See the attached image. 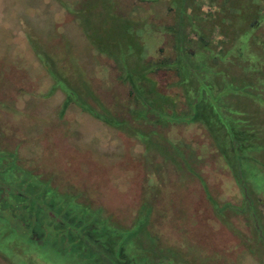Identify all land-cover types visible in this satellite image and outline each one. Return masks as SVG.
Here are the masks:
<instances>
[{
    "label": "rangeland",
    "instance_id": "1",
    "mask_svg": "<svg viewBox=\"0 0 264 264\" xmlns=\"http://www.w3.org/2000/svg\"><path fill=\"white\" fill-rule=\"evenodd\" d=\"M182 50L203 63L196 77L224 84L248 147L218 128L227 106L203 119L209 91L190 104ZM0 152V264L94 262L52 224L35 238L27 192L89 205L108 231L148 219L157 257L264 264V0H0Z\"/></svg>",
    "mask_w": 264,
    "mask_h": 264
},
{
    "label": "trees",
    "instance_id": "2",
    "mask_svg": "<svg viewBox=\"0 0 264 264\" xmlns=\"http://www.w3.org/2000/svg\"><path fill=\"white\" fill-rule=\"evenodd\" d=\"M253 11H254L253 7H251L250 5L248 8H242V10L240 9V11L236 13L237 16L240 15L241 17H243V19L241 18V22L240 21L235 22V25L238 27V29L240 30H243L244 28L246 29L247 22H248L249 27H252V23L254 21H252V23L249 24V19ZM257 18L258 17H256V20ZM253 19H255V17ZM255 26L256 25H253V28ZM244 32L246 34V31ZM252 40L253 41L255 40L254 37L252 38ZM244 41H246V38L244 39ZM247 41L241 45L242 52L240 54L242 56L240 58H242L243 60H245V57H247V55L245 54L246 50H244L247 48V45H248ZM254 50L255 48L252 49L250 54H255L253 52ZM182 52H183V55H182L183 57L182 59H180L182 65L180 64L181 67L179 66L178 68L179 78L181 80H185V79L187 80V79H190L191 75H194V78L196 79V80L190 79L191 80V84H190L191 86L189 87L190 90L187 89L188 95L191 96V97L189 96L190 104L194 106L195 103H197V99L196 97H194V95L197 94V89L202 88V92H203V89L209 91L211 99L206 100L207 106L204 105L203 113H201L203 115V119L204 117L209 118L210 115L211 117H214L212 114L215 113L214 110L216 107L218 109L220 108V110L224 114L225 109H226L225 107L227 106L228 107L227 115L229 116L228 126L231 128V127H234L233 126L234 124H237V127H235L236 130L233 131V134L232 133L228 134V132L225 131V128H227L228 126L222 123L220 124L217 121L218 128H220L221 130L225 132L224 134L227 136L229 140L228 146L234 147L236 151L241 150L244 147H248V145L246 144H244L245 146L243 145V143H245L246 141H243V143H241V140H242L241 138H244V140H247L248 138L250 139L252 137V134L248 132L247 130H244L245 131V134H244L242 133L244 131L241 132V129H239L240 126L244 127L245 123H244V118L240 116V113L238 111L234 110L233 111L234 113L233 112L229 113L231 112L230 110L231 103L227 101L229 99L225 100L222 98L225 96L220 95L222 94L220 91L221 89H223L224 84L222 85V87L219 85L218 87H221V88L218 89V91H216L214 90L215 89L214 82L212 81L211 78L209 79L206 78L204 80H201L200 77H196L195 74L198 71H200L199 69L197 70L196 68L202 67L203 63L199 64L198 66H195L196 64H192V65L189 64V61H192V60L196 61L198 59H196L192 53H189L186 50H182ZM231 62L236 63V61H232V60ZM237 63L241 64V62L238 60H237ZM208 73L209 71L207 70V72L204 73V76L206 77ZM213 73H215L214 70H213ZM190 91L192 92L190 93ZM212 98H214V100ZM222 100L229 103V105L226 102H224L223 104ZM203 102L205 101L203 100ZM198 107L199 105H196V110L193 109L194 111H193L192 116L194 115L195 116L194 118H197V117L201 118L202 116L201 114L199 115ZM172 116L174 115L172 114ZM222 116L224 115L219 114V117H222ZM192 118L193 117H190V119ZM178 119H180V117ZM178 119L177 120L174 119V121L173 120L172 121L173 122L180 121ZM223 119H222V122L224 123L225 121H223ZM200 122H202V119ZM202 123L204 124V127L208 130L210 134L213 135L214 133L215 135L216 132L212 133L209 128L211 126V123L207 122L206 119ZM216 139L218 140L217 135H216ZM214 142L216 143L215 140ZM249 144L252 145L251 142ZM217 146L220 148L218 144ZM2 152L5 156L9 155L7 152H4V151ZM10 154L13 155L12 152H10ZM250 158L251 157H247V159L249 160H254L256 162H259V160L257 161L256 158L255 159H252L253 157L251 159ZM250 164H252V162ZM260 164H262L261 161L257 165H260ZM3 167H4L3 164L0 163V180L3 179L1 176V173H3ZM192 172L194 173L193 169H192ZM200 181H201V184L204 186L206 196H210L208 187L205 185V181L203 179H200ZM26 189L27 187H24L25 191ZM53 193L54 192H51L50 194L54 195ZM23 194L25 195H22V197L27 199V203H28L27 207L29 208V213L31 215L30 216L31 218L29 217L26 221L23 222V224L29 229H31L30 227H33V231L35 233L34 235H36V237L35 236L34 237L35 238L40 237V230L39 228H37V226H39L41 223L50 224V226L52 224L53 231H55V234L56 236H58V238L63 239V241L64 239H67L66 240L67 243L69 242L70 244L71 242V244L74 243V245H76V247H73L72 249L79 250L80 252L78 253L79 254L84 253V256L87 258H89V255L87 256V254L92 253L90 254L91 261H94L92 264H173L177 262H179L180 264L186 263L185 261L182 262V260L176 262L171 256L170 258L169 257H166V258L157 257L156 253L153 251V246L151 244L152 240H150V237L148 236L146 228H145V226L148 225L149 223L148 219L147 220L142 219L141 222H139L134 228L119 225L117 228L111 231H108L103 227L105 224L104 221H106L107 223V220L103 219L104 217L102 215H99L97 212H95L96 209H93L89 205H85L78 201H73V203L72 202L67 203V200L63 199L62 201H59L53 198L45 197L46 195L44 196V199H43L45 203L44 205L42 204V202H39L38 199L35 200L33 194L28 193V192L23 193ZM16 195L17 194H15V196ZM17 200H19V198H17ZM16 203L17 202H13L11 205H15ZM74 204H77V206L75 207ZM4 206H5V203H2V209H4L3 208ZM14 209H16V207H14ZM10 216L13 218V215L10 214ZM14 216L17 217V214L16 215L14 214ZM26 222L28 223L26 224ZM32 223H35L36 226L35 227L32 226ZM41 231H46L43 228V226H42ZM140 233H141V236H140ZM152 255H154V257H152Z\"/></svg>",
    "mask_w": 264,
    "mask_h": 264
}]
</instances>
